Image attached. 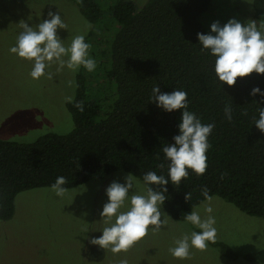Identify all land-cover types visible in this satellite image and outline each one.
Returning a JSON list of instances; mask_svg holds the SVG:
<instances>
[{"label": "trees", "instance_id": "obj_1", "mask_svg": "<svg viewBox=\"0 0 264 264\" xmlns=\"http://www.w3.org/2000/svg\"><path fill=\"white\" fill-rule=\"evenodd\" d=\"M70 1L92 24L85 38L97 68L86 75L81 66L76 73L74 97L65 103L73 123L68 132H46L27 143L0 138V221L12 217L19 192L50 187L58 176L66 178L67 189L117 171L142 182L150 170L167 176L161 148L178 134L180 111L167 113L149 102L154 85L161 92L186 91L189 109L215 125L205 173L188 170L179 186L167 185L168 216L184 220L205 200L207 188L210 196L264 218V133L253 125L261 98L250 95L253 87L264 90V74L221 86L215 57L201 52L197 39L206 33L199 16L212 0H147L140 8L134 0H111L106 7L100 0ZM252 5L251 18L264 22V0ZM226 104L233 109L231 121L224 116ZM209 244L231 259L264 264V249L240 253L219 241Z\"/></svg>", "mask_w": 264, "mask_h": 264}, {"label": "rangeland", "instance_id": "obj_2", "mask_svg": "<svg viewBox=\"0 0 264 264\" xmlns=\"http://www.w3.org/2000/svg\"><path fill=\"white\" fill-rule=\"evenodd\" d=\"M134 1L140 8L147 0ZM226 1L212 0L208 10L199 16L206 33L215 21L223 24L230 18L252 19V0ZM110 3L111 0H100L103 7ZM49 9L59 10L68 25L67 30H60L66 44L76 35L88 34L85 26L89 22L73 1L0 0L1 139L27 143L46 132L65 134L72 128L71 114L65 103L74 97L79 69L73 71L65 67L57 72L53 64L46 70L52 74L51 79L33 80L29 75L32 62L9 52L20 32V20L31 17L35 25L46 17ZM90 41L96 44L95 39L90 38ZM84 73L90 74L86 69ZM126 175L117 171L106 178L68 188L63 198L57 197L51 187L19 192L14 199L12 217L0 221V264H120L121 259H127L128 264H261L246 261L241 256L231 259L222 254L219 247L210 244L203 251L191 249L190 259L174 258L169 252L175 246L174 241L199 229L184 220L170 218L164 209L166 214L162 219L167 224L155 232L151 230L153 226H149V233L126 252L113 254L110 249L91 244L90 240L100 236L105 226L100 221L102 206L107 201L105 188L114 180L123 182ZM143 189L140 181L136 191ZM211 197V201L204 200L193 210L205 216L204 208L211 204L216 218V241L240 253L264 249V218L247 215L219 196Z\"/></svg>", "mask_w": 264, "mask_h": 264}, {"label": "clouds", "instance_id": "obj_3", "mask_svg": "<svg viewBox=\"0 0 264 264\" xmlns=\"http://www.w3.org/2000/svg\"><path fill=\"white\" fill-rule=\"evenodd\" d=\"M22 29L14 46L9 52L19 58L32 62L29 73L33 80L41 77L51 79L52 74L47 72L53 64L60 72L65 67L76 71L81 66L88 72L97 68V60L90 54L91 45L86 42L85 35H76L70 44L60 35V30H67L68 25L62 19L59 10H48L46 17L33 25L31 17L20 20ZM92 29L89 23L85 26V33ZM201 52H207L215 57L214 72L217 80L234 86L237 78L248 77L252 73L264 74V23L259 26L255 19L242 21L230 18L221 24L215 21L210 25L207 33H197ZM73 83L69 81V84ZM250 95L259 96L258 118L253 125L264 133V90L259 86L251 89ZM188 93L184 90L161 92L159 85H154L149 102L167 113L180 111V121L177 124L178 134L172 141L162 146L163 158L168 162L167 176L157 174L156 171H147L143 175V191H136L140 184L135 174L129 172L123 177V182L114 180L105 188L107 201L102 206L100 221L105 225L101 235L90 240L93 245L102 249H110L113 254L126 252L137 241L145 237L152 227V231L161 230L167 221L162 219L166 214L163 206L167 200V185L179 186L182 179H187L189 171L202 175L207 169V152L211 147L209 137L215 127L214 123H202L200 117L189 109ZM70 101L71 98H68ZM83 111V107L79 106ZM224 116L231 121L233 109L226 104ZM158 167L163 168L164 164ZM67 180L58 176L50 186L57 197L63 198L68 189ZM157 186L156 188L152 187ZM205 200L211 201L207 188L201 193ZM191 197L186 193L185 200ZM127 210H122V209ZM205 216L198 210H191L184 215V221L199 231L185 233L174 241L175 246L169 249L174 258L186 260L191 257V249L205 250L209 243H215L217 237L216 218L209 203L205 208ZM120 264H128L127 259H121Z\"/></svg>", "mask_w": 264, "mask_h": 264}]
</instances>
